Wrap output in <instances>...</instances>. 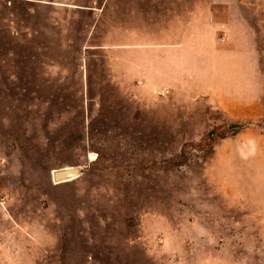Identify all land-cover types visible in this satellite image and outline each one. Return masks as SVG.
<instances>
[{
    "label": "rangeland",
    "instance_id": "374dc122",
    "mask_svg": "<svg viewBox=\"0 0 264 264\" xmlns=\"http://www.w3.org/2000/svg\"><path fill=\"white\" fill-rule=\"evenodd\" d=\"M144 1L0 0V264H264V0Z\"/></svg>",
    "mask_w": 264,
    "mask_h": 264
},
{
    "label": "water",
    "instance_id": "95a60500",
    "mask_svg": "<svg viewBox=\"0 0 264 264\" xmlns=\"http://www.w3.org/2000/svg\"><path fill=\"white\" fill-rule=\"evenodd\" d=\"M69 167L70 168L54 169L51 175L52 181L58 182L78 175V167L76 166H69Z\"/></svg>",
    "mask_w": 264,
    "mask_h": 264
},
{
    "label": "crops",
    "instance_id": "0c3cea01",
    "mask_svg": "<svg viewBox=\"0 0 264 264\" xmlns=\"http://www.w3.org/2000/svg\"><path fill=\"white\" fill-rule=\"evenodd\" d=\"M137 1H143V0H137ZM148 0H145L144 2L146 3ZM163 34H159L158 32L156 33V35L155 36H151V38H155L156 40H159L160 38H162L163 36H162ZM145 38L146 39H148V38H150L149 36H147V35H145ZM131 49V48H130ZM141 49H145V48H141ZM156 49H158V48H156ZM145 52L147 51V50H144Z\"/></svg>",
    "mask_w": 264,
    "mask_h": 264
},
{
    "label": "trees",
    "instance_id": "16d2710c",
    "mask_svg": "<svg viewBox=\"0 0 264 264\" xmlns=\"http://www.w3.org/2000/svg\"><path fill=\"white\" fill-rule=\"evenodd\" d=\"M90 156H91V154H90ZM66 167H68V166H66ZM53 171H54V169L51 171V174H52ZM69 179H71V177ZM63 181H65V180H63ZM63 181H60V182H63ZM66 181H68V180H66ZM58 182H54V183H58Z\"/></svg>",
    "mask_w": 264,
    "mask_h": 264
},
{
    "label": "bare ground",
    "instance_id": "6f19581e",
    "mask_svg": "<svg viewBox=\"0 0 264 264\" xmlns=\"http://www.w3.org/2000/svg\"><path fill=\"white\" fill-rule=\"evenodd\" d=\"M78 172H79V171H78ZM76 176H77V175H76ZM76 176L71 177V179H73V178L76 177ZM62 181H63V180H62ZM65 181H66V180H65ZM65 181H64V182H65ZM59 182H60V181H59Z\"/></svg>",
    "mask_w": 264,
    "mask_h": 264
}]
</instances>
